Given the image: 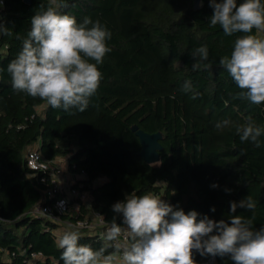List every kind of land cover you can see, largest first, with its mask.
Segmentation results:
<instances>
[{"label":"trees","instance_id":"16d2710c","mask_svg":"<svg viewBox=\"0 0 264 264\" xmlns=\"http://www.w3.org/2000/svg\"><path fill=\"white\" fill-rule=\"evenodd\" d=\"M196 1L67 0L61 12L78 23L99 20L112 34L111 51L98 65L100 86L84 112L52 109L12 88L7 66L22 50L32 16L48 0L0 4V23L12 31L0 35V264H63L59 224L32 213L45 188L27 165L26 152L37 143L46 159L66 157L72 171L85 172L75 186L91 193V205L81 204L62 219L80 232V244L94 250L104 245L102 237L74 224L92 219L94 210L106 222L123 225L112 205L131 193L158 192L186 213L195 210L217 221L228 220L230 202L250 195L254 213L238 207L234 214L254 215V227L264 226V135L255 147L241 142L234 126L215 128L223 119L241 124L249 117L264 127V103L238 98L241 90L219 64L243 33L229 36L219 25L211 27L209 0L202 6ZM204 45L211 67L194 71L191 53ZM185 81H191L189 92L183 91ZM134 124L163 133L158 162L141 155ZM208 258L195 254L197 264ZM216 258V264H233Z\"/></svg>","mask_w":264,"mask_h":264},{"label":"clouds","instance_id":"9594fccd","mask_svg":"<svg viewBox=\"0 0 264 264\" xmlns=\"http://www.w3.org/2000/svg\"><path fill=\"white\" fill-rule=\"evenodd\" d=\"M209 6L213 9L211 27L219 25L229 36L243 33L235 40L230 56L219 61L241 90L237 97L255 105L264 103V36L258 35L264 33V3L209 0ZM67 7V0L40 5L22 40V50L9 62L7 72L15 91L38 97L52 109L84 112L100 86L98 65L111 51L107 41L112 34L99 20L85 17L78 23L75 16L61 12ZM253 29L257 35L252 34ZM0 35L10 36L12 31L0 23ZM191 56L194 71L211 67L205 63L209 59L206 45L194 49ZM191 88V81H185L183 91ZM233 126L241 142L261 146L264 127L250 117L241 124L230 119L215 124L218 130ZM238 207L254 213L256 201L248 195L238 203L230 202L228 220L217 221L195 210L186 213L151 192L131 193L112 205L115 213L122 214L124 226L114 219L102 236L105 243L100 249L80 244L76 230L63 232L57 243L63 250V264H197L196 253L227 257L233 264H264V226L254 227V215H235ZM109 248L113 250L108 252Z\"/></svg>","mask_w":264,"mask_h":264},{"label":"built area","instance_id":"2783aa9c","mask_svg":"<svg viewBox=\"0 0 264 264\" xmlns=\"http://www.w3.org/2000/svg\"><path fill=\"white\" fill-rule=\"evenodd\" d=\"M4 0H0V4H3ZM27 165L31 169L32 174L38 175L40 182L45 185L43 189L42 199L33 208L32 213L36 215L44 216L51 219L59 226L65 225L62 229H56L57 238L65 231H70L67 226V222L63 221L62 216L68 214L71 210L73 201L79 205L85 204L90 207L93 196L88 190L81 189L75 186L77 182L68 181L64 183V169L61 165L62 160L59 158L54 160H48L44 157L39 149V144H34L26 152ZM81 177H85V172L79 173ZM80 178L79 180H81ZM161 195L158 192H152ZM92 219L85 218L76 221L74 226L78 228L88 229L89 233L94 235H100L101 237L110 227L111 223L106 222L100 212H92ZM124 226V225H121ZM39 257L41 254H34ZM42 257V256H41ZM217 258L210 257L202 262V264H216Z\"/></svg>","mask_w":264,"mask_h":264},{"label":"water","instance_id":"95a60500","mask_svg":"<svg viewBox=\"0 0 264 264\" xmlns=\"http://www.w3.org/2000/svg\"><path fill=\"white\" fill-rule=\"evenodd\" d=\"M26 3H32V0H24ZM199 5V0L196 1V6ZM132 129L135 131L136 135L140 138L142 150L141 155L143 158L150 162L155 163L160 160V152L163 150V145L161 140L163 138V133L158 132H147L140 128L138 124H134Z\"/></svg>","mask_w":264,"mask_h":264},{"label":"crops","instance_id":"0c3cea01","mask_svg":"<svg viewBox=\"0 0 264 264\" xmlns=\"http://www.w3.org/2000/svg\"><path fill=\"white\" fill-rule=\"evenodd\" d=\"M59 159H60V160H63L64 157H59ZM66 169H69V172H67ZM64 171H65V172H64L63 180H64V183H65V184L68 183V181H70V180L73 181V182H77L80 178H83V176L81 177V175H80L79 173L72 171V170L69 168V166H68V167H65ZM74 203H75V202L73 201V204H72V208H71V210H72L73 212H76V211L79 210V205H78V204L75 205ZM62 228H64V227H63V226H62V227L59 226V229H62Z\"/></svg>","mask_w":264,"mask_h":264},{"label":"rangeland","instance_id":"374dc122","mask_svg":"<svg viewBox=\"0 0 264 264\" xmlns=\"http://www.w3.org/2000/svg\"><path fill=\"white\" fill-rule=\"evenodd\" d=\"M260 35L264 36V33H260ZM61 165L63 166V169H65V167H68V162H67V158L66 157H64V159L62 160ZM66 170H67V172H69V169H66ZM100 181H102V179L99 180V182ZM74 202H75L74 204L77 205L76 201H74ZM64 227H65V225H64Z\"/></svg>","mask_w":264,"mask_h":264}]
</instances>
